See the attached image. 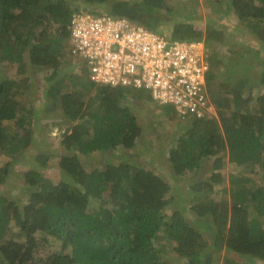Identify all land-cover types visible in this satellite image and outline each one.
I'll return each instance as SVG.
<instances>
[{"label": "trees", "instance_id": "obj_1", "mask_svg": "<svg viewBox=\"0 0 264 264\" xmlns=\"http://www.w3.org/2000/svg\"><path fill=\"white\" fill-rule=\"evenodd\" d=\"M200 4L0 0V65L16 63L20 73L44 70L49 82L59 74L62 55L65 61L72 58V18L86 13L125 17L168 38H204L210 80L217 77L216 92L209 95L216 114L178 116L183 124L167 153L172 182L126 154L117 161L105 156L109 150H130L140 137L137 116L120 104L124 86L96 84L89 76L82 87L96 88L97 96L85 107L77 90H62L61 80L51 83L71 125L59 138L64 150L58 162L60 177L52 180L39 169L26 168L21 178L27 199L17 201L5 192L14 172L13 158L0 164V264H264V0L202 1L217 18L233 14L241 23L240 34L260 42L259 47L243 41L228 44L226 56L217 50L228 42L226 31L215 19L199 24ZM223 66L225 77L218 80L216 73ZM258 66L260 74L254 78L251 70ZM18 74L0 70V150L12 157L33 138L28 121L33 110L21 100L31 76L19 80ZM206 81L210 92L209 71ZM73 82L70 77L68 85ZM11 122L21 132L10 134ZM94 153L104 158V165L87 169L81 157ZM37 159L43 167L47 155L39 153ZM206 161L208 175L194 180ZM225 161L248 167L249 174L231 173L229 183L219 190L221 198L215 199L211 194L224 183ZM253 173H260L262 182ZM183 178L190 181L189 193L194 195L190 208L202 222L189 221L184 214L176 194V179ZM164 244L176 253L174 262L164 258ZM51 245L55 247L45 251Z\"/></svg>", "mask_w": 264, "mask_h": 264}, {"label": "rangeland", "instance_id": "obj_2", "mask_svg": "<svg viewBox=\"0 0 264 264\" xmlns=\"http://www.w3.org/2000/svg\"><path fill=\"white\" fill-rule=\"evenodd\" d=\"M202 1L203 0H201L200 8L198 10V14L201 16V21L199 24H205V22L209 19H215L217 21L216 25L220 24L221 27H223V30L226 31L225 35L227 36L228 42L227 44L220 45L217 48L219 53L224 54V56L230 54L228 53V44L232 47L234 42L237 41H243L252 47L260 46V42H258L251 34L246 33L244 36L240 34L239 29L241 23L233 14H230L225 18H217L208 8L205 7L204 4H202ZM162 28H164V30L166 29V27ZM166 32L168 31L166 30ZM238 52L242 54L243 49H239ZM244 54L246 55V53ZM262 55L264 56V54ZM64 56L62 55L63 61L61 63L60 73L56 74L57 76L55 75V77L52 78L50 82L46 80V71L44 70L38 71L36 73H20L16 63L8 65L6 64L5 66L0 65V70L2 69V71L7 73L9 76H15L16 73H19V80H22L28 76L27 74H30L31 76V78L29 77V79H27L24 83L21 100L33 110V114L28 118V121L30 120L31 122V127L33 128V138L31 140L32 143L26 148L22 149L19 154L17 153L18 155L16 154V157L6 155L2 150H0V164L13 158L12 166L14 168V172L7 180L8 183H6V185L10 186V188L6 189L5 192L7 195H9V197L14 198L17 201H24L27 199V194L23 189V180L21 178V174L26 168L31 167L39 169L45 176L51 178L52 180H58L60 177L58 162L60 155L64 153V150L62 147H60L59 138L64 132L68 133L70 131L71 125L68 124L67 116L64 115V112L61 110L59 102L56 99L58 94H53L55 89L54 87H51L50 84H54V81L56 80H61L64 85L62 90H66V86L74 88L79 92L81 98L86 102L85 107H87L89 104L88 101L95 99L97 96L96 88H90V90L87 91L85 87H82L89 83V70L85 63H81V61H77V63L73 58L69 59L70 57H68L69 61H65L63 59ZM1 67H4L5 69ZM260 69V66H258L256 67V70L255 68L251 70V73L254 74V78L260 74ZM224 71L225 66L221 67V69L217 71L216 75L219 78L218 80L224 79ZM70 77H73L74 82L73 84L68 85ZM216 80L214 81V78L210 80L209 70V84L210 88L212 89V91L210 90V92H208L209 95L215 94L216 92ZM26 82H28V84ZM122 88L126 94L131 91L129 89L131 87ZM137 90L138 92L136 91L135 93L141 95L137 97L139 100L135 95H128L125 96V100L120 101V104L126 105L129 111L137 116V121L141 128L138 142L130 150H109L105 153V156L107 155L113 157V160H116L118 157L126 154L127 157L132 159L133 162L135 161L136 164L145 168H152L156 172L166 176V178L172 182L173 179L168 175L169 165L167 162V153L169 143H171L174 137L177 136L183 122L179 120L180 118L177 116L172 104H161L159 101L153 100L150 92L146 89ZM256 92L257 89L255 87L254 91H252V94L256 95ZM15 131L17 133L21 132L14 123H9L10 134L13 132L15 133ZM39 153H45L47 155V161L43 167H39L41 164L39 161L41 159H37V154ZM81 158L83 160L84 166L87 169H92L96 166L102 167L104 165V158L97 153L91 154L89 158L85 156H82ZM202 167L203 172L199 176L195 174L194 180H201L204 176L208 175L207 172L209 171L208 169L210 167L209 162L206 161L203 163ZM222 171L224 183L217 185L215 187L214 193L211 194V196L215 199L221 198L222 193L219 192V190L222 189V186L229 183V175L231 173L239 174L243 172L249 174L248 167H240L228 161L224 162ZM252 176L257 177V179H259L258 182L262 179V175L260 173H253ZM176 182L179 184L178 193L176 194L181 199V204L184 208V214L186 215L187 219L191 221L193 215L186 207L187 201H190L189 203H191L194 198L192 192L189 193L190 188L188 187V184L190 181H186V179L183 178L176 179ZM0 190H3V187H0ZM54 247L55 245H51L45 251L52 250ZM162 254L165 259L171 260L173 262L175 261L174 258L177 256L176 253L172 251L171 246H167L166 244H164Z\"/></svg>", "mask_w": 264, "mask_h": 264}, {"label": "built area", "instance_id": "obj_3", "mask_svg": "<svg viewBox=\"0 0 264 264\" xmlns=\"http://www.w3.org/2000/svg\"><path fill=\"white\" fill-rule=\"evenodd\" d=\"M70 35L71 57L85 63L96 84L146 89L181 118L216 114L203 39H168L125 17L86 13L73 16Z\"/></svg>", "mask_w": 264, "mask_h": 264}, {"label": "crops", "instance_id": "obj_4", "mask_svg": "<svg viewBox=\"0 0 264 264\" xmlns=\"http://www.w3.org/2000/svg\"><path fill=\"white\" fill-rule=\"evenodd\" d=\"M160 28H162V27H160ZM155 32H158V33H160V34H162V35H164V37L165 38H168V34H163L162 32H160V31H155ZM168 39H174V38H168ZM201 39H203L204 40V38H201ZM174 40H181V39H174ZM193 40V39H192ZM204 42H205V40H204ZM78 63V62H77ZM82 63V62H81ZM208 63H209V61H208ZM209 67H210V65H209ZM208 71H209V68H208V70H207V74H208ZM129 89H131V88H129ZM138 92V91H137ZM134 92H129L128 94H126L125 96H128V95H135L136 96V98L137 97H139V96H141V95H139V94H137V93H135V94H133ZM126 98H128V97H126ZM138 99V98H137ZM139 100V99H138ZM141 100V99H140ZM142 101H144V100H142ZM67 133V132H66ZM200 169H203V167L201 166L200 167ZM209 170V169H208ZM196 175H198V174H196ZM199 176V175H198ZM195 178V177H194ZM190 202V201H189ZM188 201H187V205H186V207H187V209L189 210V211H191V214L193 215V218L192 219H194L195 220V222H202L203 220H201L202 218H200V217H198L197 215H196V213L190 208V204L191 203H189ZM186 209V210H187ZM206 218L208 219L209 217H207L206 216ZM202 230V229H201ZM200 230V231H201ZM202 232H204V234H206V231L204 230H202ZM209 236V235H208Z\"/></svg>", "mask_w": 264, "mask_h": 264}]
</instances>
